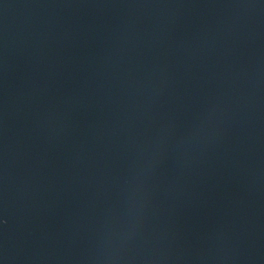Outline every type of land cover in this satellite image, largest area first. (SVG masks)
<instances>
[{
  "label": "water",
  "instance_id": "1",
  "mask_svg": "<svg viewBox=\"0 0 264 264\" xmlns=\"http://www.w3.org/2000/svg\"><path fill=\"white\" fill-rule=\"evenodd\" d=\"M0 264H264V0H0Z\"/></svg>",
  "mask_w": 264,
  "mask_h": 264
}]
</instances>
